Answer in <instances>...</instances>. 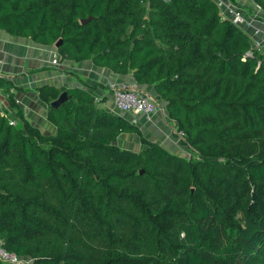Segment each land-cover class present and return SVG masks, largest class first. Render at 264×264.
Returning <instances> with one entry per match:
<instances>
[{"label":"trees","instance_id":"obj_1","mask_svg":"<svg viewBox=\"0 0 264 264\" xmlns=\"http://www.w3.org/2000/svg\"><path fill=\"white\" fill-rule=\"evenodd\" d=\"M0 28L152 84L190 151L83 80L38 87L43 132L0 76L15 108L0 105V243L26 260L13 264H264V51L216 0H0ZM122 132L143 146L113 144Z\"/></svg>","mask_w":264,"mask_h":264},{"label":"crops","instance_id":"obj_2","mask_svg":"<svg viewBox=\"0 0 264 264\" xmlns=\"http://www.w3.org/2000/svg\"><path fill=\"white\" fill-rule=\"evenodd\" d=\"M222 1H230L243 7L252 17L257 11L256 4L252 0ZM258 15H263L262 10ZM255 23L259 25L263 21L259 19ZM54 57L58 59L56 63L52 62ZM0 60V76L10 82L15 101L22 107L25 117L43 132H53L55 126L47 119L48 103L39 97L38 87L45 83L60 87L82 85L80 80H83L93 86L91 91L99 105L120 112L130 120L135 116V123L149 139L178 153L189 150L176 137L175 121L170 118L165 107L159 108L150 117L141 113L133 114L130 111L117 110L113 100V89L121 85L139 88L156 98L153 85L138 83L131 72L125 74L115 72L106 66L96 65L91 58L78 61L60 59L54 44H43L30 37L13 35L3 28H0ZM0 105L12 114L15 113V108L10 105L7 92L2 87H0ZM131 135L133 132L120 133L117 138L118 143L124 147V144L119 142V138L127 136L129 146L142 147L138 135L136 133L134 136Z\"/></svg>","mask_w":264,"mask_h":264},{"label":"built area","instance_id":"obj_3","mask_svg":"<svg viewBox=\"0 0 264 264\" xmlns=\"http://www.w3.org/2000/svg\"><path fill=\"white\" fill-rule=\"evenodd\" d=\"M216 1L220 7L222 17L230 20L238 26L244 27L250 34L252 46L264 51V16H259V14L257 18V13L261 11L260 6L256 4L257 13L252 17L248 15L243 7L231 3L230 1ZM259 19L262 20L263 23L257 25L255 21L258 22ZM57 61L58 59L56 57L52 59L53 63H56ZM95 99L97 100V98ZM113 100L117 110L121 112L130 111L133 114L141 113L146 117H150L162 107V104L150 94L139 88L128 87L126 85H121L113 89ZM131 120L135 122V116H133ZM175 132L176 137L179 140V136H182V132L177 129H175ZM0 259L12 264L26 261L15 252L7 250L1 243Z\"/></svg>","mask_w":264,"mask_h":264},{"label":"water","instance_id":"obj_4","mask_svg":"<svg viewBox=\"0 0 264 264\" xmlns=\"http://www.w3.org/2000/svg\"><path fill=\"white\" fill-rule=\"evenodd\" d=\"M91 17L89 16L86 19H82L81 22H87ZM61 39L59 38L58 40H56V42H54V46L57 47L60 43ZM70 95L67 94L66 90H62L58 96L56 98H54L53 100L50 101V105L51 106H58L64 99L68 98ZM118 141L114 140L113 144H117Z\"/></svg>","mask_w":264,"mask_h":264},{"label":"rangeland","instance_id":"obj_5","mask_svg":"<svg viewBox=\"0 0 264 264\" xmlns=\"http://www.w3.org/2000/svg\"><path fill=\"white\" fill-rule=\"evenodd\" d=\"M255 13H257V12H255ZM251 14H253V13H251ZM257 18H258V13H257ZM252 40V39H251ZM174 133H175V131H174ZM134 134L135 133H133V135H131V136H134ZM175 135H176V133H175ZM125 138V139H124ZM119 142L120 143H123L124 144V147H126V148H132L131 146H129V141H128V137L126 136V137H120L119 138ZM134 147H136V146H134ZM190 153V151L188 150L187 152H185V153H182V154H185V155H188Z\"/></svg>","mask_w":264,"mask_h":264}]
</instances>
